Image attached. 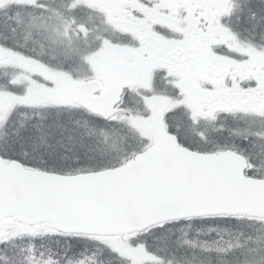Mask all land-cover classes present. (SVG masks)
Segmentation results:
<instances>
[{
    "label": "snow or ice",
    "instance_id": "1",
    "mask_svg": "<svg viewBox=\"0 0 264 264\" xmlns=\"http://www.w3.org/2000/svg\"><path fill=\"white\" fill-rule=\"evenodd\" d=\"M0 264H264V0H0Z\"/></svg>",
    "mask_w": 264,
    "mask_h": 264
}]
</instances>
